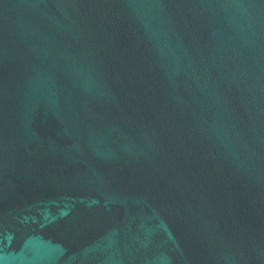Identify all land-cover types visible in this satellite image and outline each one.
<instances>
[{"label": "water", "instance_id": "obj_1", "mask_svg": "<svg viewBox=\"0 0 264 264\" xmlns=\"http://www.w3.org/2000/svg\"><path fill=\"white\" fill-rule=\"evenodd\" d=\"M0 264H264V0H0Z\"/></svg>", "mask_w": 264, "mask_h": 264}]
</instances>
